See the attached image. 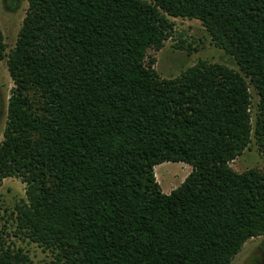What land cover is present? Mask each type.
Instances as JSON below:
<instances>
[{"label": "trees", "instance_id": "trees-1", "mask_svg": "<svg viewBox=\"0 0 264 264\" xmlns=\"http://www.w3.org/2000/svg\"><path fill=\"white\" fill-rule=\"evenodd\" d=\"M27 1L8 54L0 26L14 82L0 187L20 177L27 195L15 234L54 264H230L264 235V168L230 166L253 141L264 152V0ZM172 17L200 20L224 61L160 77L148 50ZM165 162L192 167L170 193ZM5 234L0 264H30Z\"/></svg>", "mask_w": 264, "mask_h": 264}, {"label": "rangeland", "instance_id": "rangeland-1", "mask_svg": "<svg viewBox=\"0 0 264 264\" xmlns=\"http://www.w3.org/2000/svg\"><path fill=\"white\" fill-rule=\"evenodd\" d=\"M151 1V0H148ZM28 9V1L20 0V7L16 10L7 9L3 0H0V26L4 33V42L8 54L15 48L19 31ZM174 23V33L166 40L163 48L148 50L147 62L154 57V67L162 78L180 75L188 67L196 64L200 59L211 62H223L224 51L217 47L206 27L198 19L185 17L171 18ZM7 59L0 61V143L7 121V106L14 82L10 76ZM252 119L255 122L258 114L259 95L251 86ZM230 166L237 172L249 168H264V152L253 141L250 146ZM192 171V167L184 162H165L155 167L157 181L163 192L170 193L178 187ZM27 199L26 183L20 177L4 179L0 187V228L6 229L8 245L21 247L30 256V264H54L55 255L35 242L20 234H15V217L17 205ZM230 264H264V235L249 239L241 251L233 258Z\"/></svg>", "mask_w": 264, "mask_h": 264}]
</instances>
